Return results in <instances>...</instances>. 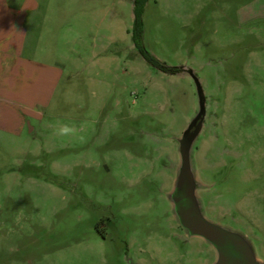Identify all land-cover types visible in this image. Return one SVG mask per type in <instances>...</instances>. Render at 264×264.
Wrapping results in <instances>:
<instances>
[{"label":"rangeland","instance_id":"rangeland-1","mask_svg":"<svg viewBox=\"0 0 264 264\" xmlns=\"http://www.w3.org/2000/svg\"><path fill=\"white\" fill-rule=\"evenodd\" d=\"M132 2L50 0L39 28L26 25V54L35 43L62 78L21 134L0 131V264L214 263L167 199L194 85L138 54ZM143 44L200 81L197 195L264 262V0H148ZM63 124L75 134L57 135Z\"/></svg>","mask_w":264,"mask_h":264},{"label":"crops","instance_id":"crops-1","mask_svg":"<svg viewBox=\"0 0 264 264\" xmlns=\"http://www.w3.org/2000/svg\"><path fill=\"white\" fill-rule=\"evenodd\" d=\"M50 0H0V131L19 135L38 107L48 105L62 69L26 54V25L39 28ZM70 12V11H69ZM37 25V26H36ZM32 130V128H31Z\"/></svg>","mask_w":264,"mask_h":264},{"label":"water","instance_id":"water-1","mask_svg":"<svg viewBox=\"0 0 264 264\" xmlns=\"http://www.w3.org/2000/svg\"><path fill=\"white\" fill-rule=\"evenodd\" d=\"M177 74H187L194 85L197 111L181 136L176 139L179 164L167 199L178 226L188 237H198L215 251L213 264H264L257 259L249 239L242 233L205 217L202 202L197 195L203 185L196 176L193 151L201 133L205 117V95L200 81L188 66L175 67ZM127 264H137L127 259Z\"/></svg>","mask_w":264,"mask_h":264},{"label":"trees","instance_id":"trees-1","mask_svg":"<svg viewBox=\"0 0 264 264\" xmlns=\"http://www.w3.org/2000/svg\"><path fill=\"white\" fill-rule=\"evenodd\" d=\"M148 0H133L132 2V24L129 30L131 42L142 57V59L150 66L157 68L161 72L168 74H177L178 70L175 67L166 66L151 55L143 44V14Z\"/></svg>","mask_w":264,"mask_h":264},{"label":"clouds","instance_id":"clouds-1","mask_svg":"<svg viewBox=\"0 0 264 264\" xmlns=\"http://www.w3.org/2000/svg\"><path fill=\"white\" fill-rule=\"evenodd\" d=\"M75 131L76 130L74 126L63 124V125H60V127L57 129L56 134L60 136L72 135V134H75Z\"/></svg>","mask_w":264,"mask_h":264},{"label":"flooded vegetation","instance_id":"flooded-vegetation-1","mask_svg":"<svg viewBox=\"0 0 264 264\" xmlns=\"http://www.w3.org/2000/svg\"><path fill=\"white\" fill-rule=\"evenodd\" d=\"M203 122H204V121H203ZM202 189H203V190H206L207 188L203 186L200 190H202ZM208 190H209V189H208ZM200 200H201V202H205V200H204L202 197L200 198ZM202 204H203V203H202ZM205 205H206V204H205ZM203 208H205V207L203 206ZM98 233H99V231H98Z\"/></svg>","mask_w":264,"mask_h":264}]
</instances>
